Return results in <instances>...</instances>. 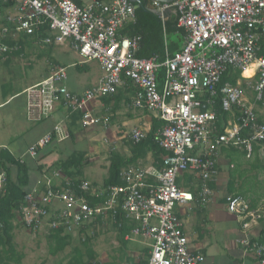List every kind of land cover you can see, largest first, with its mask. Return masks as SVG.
I'll use <instances>...</instances> for the list:
<instances>
[{"label":"built area","instance_id":"1","mask_svg":"<svg viewBox=\"0 0 264 264\" xmlns=\"http://www.w3.org/2000/svg\"><path fill=\"white\" fill-rule=\"evenodd\" d=\"M82 1L78 5L71 0H5L15 15L8 17L7 22L13 25L2 30L4 38L26 36L40 43L36 33L46 27L48 36L43 44L70 40L80 64L97 62L104 71L97 85L74 94L68 88L67 69L52 70L25 92L29 118L54 121L56 109L62 108L66 118L82 114L84 129L106 128L110 118L94 114L91 105L115 96L130 83L135 89L132 107L153 113L163 122L154 141L165 156L159 169H123L125 186L104 189L84 182L82 192L97 199L108 194V199L96 206L78 196L68 179L56 186L53 179L60 177L58 172L53 178H42L38 183L41 189L27 193L23 200L21 221L40 234L62 230L63 235L82 237L85 232L81 230L99 217L115 216L121 208L124 219L132 224L125 240L149 241L147 258L135 264H207L204 255L191 250L176 209L197 200L205 206L212 200L222 151L236 150L252 160L255 146L264 143V0H151L148 7L156 12L164 29L172 13L177 28L186 32L181 50L173 56L165 42L164 60L158 56L138 58L140 38L123 35L135 22L136 7L129 0ZM19 48L0 42L1 55ZM249 69L253 75L245 77ZM235 72H241L235 85L223 83V77ZM217 104L228 115L222 133H218ZM148 133L133 129L127 140L137 145ZM68 139L60 121L25 155L35 160L54 142ZM21 161L25 162L24 157ZM187 175L195 177L192 184L179 183ZM6 183L7 173L1 171L0 196L6 193ZM226 208L241 224L244 236L239 244L246 255L264 264V245L253 243L246 232L263 219L264 206L254 208L243 197L228 195Z\"/></svg>","mask_w":264,"mask_h":264},{"label":"crops","instance_id":"2","mask_svg":"<svg viewBox=\"0 0 264 264\" xmlns=\"http://www.w3.org/2000/svg\"><path fill=\"white\" fill-rule=\"evenodd\" d=\"M75 2L78 5H82L83 1L82 0H71ZM111 1V0H110ZM106 2V1H104ZM108 2V1H107ZM172 14V13H171ZM169 14L168 17L171 15ZM15 13L13 10L8 9V7L5 5V0H2L0 2V37H3V29L6 27H12V23H8V17L9 16H14ZM126 30V29H125ZM124 30V31H125ZM13 30L11 31L10 34H12ZM124 35V33H123ZM125 36V35H124ZM22 37V36H21ZM21 37L16 38L18 41ZM127 37V36H125ZM11 38L13 41H16L13 36H6V40ZM129 38V37H127ZM5 39V38H4ZM31 41H29L28 45L22 50L23 55L26 51V49L29 46L34 45H42L43 43H36L35 39L30 38ZM165 42L168 44L167 37L165 36ZM262 44H264V38L261 41ZM169 45V44H168ZM264 49L262 50L261 54L263 53ZM12 54H18L15 53L14 51L9 54L1 55L0 57H6L8 55ZM20 55V54H18ZM80 67L82 70H86V65L80 64V61L78 64L73 65V67ZM60 68H65L66 67H60ZM48 71V70H47ZM46 71V73H47ZM88 71V70H87ZM248 71H251L253 75V69H249ZM82 72V71H81ZM68 74V73H67ZM50 75V74H49ZM250 76V77H251ZM46 78V75L44 76ZM42 78V80L44 79ZM41 80V81H42ZM41 81L37 82L36 84L26 88L22 93V95H25V105H24V111H25V116L27 121L29 120L30 123L33 125L40 126L41 130L40 133L36 135V138L30 142L28 145H24L22 141L19 143L20 147L19 150L15 149V153H11L7 148L0 147L1 149H4L8 152H10L15 158L22 160V157H24V163L28 165L31 171V181L29 183V186L27 188V193L32 192L35 189H41L38 186L39 180L42 178L48 177V178H53L54 173L58 172L60 174V177H55L53 179V182L55 183L56 186L61 187L62 181L64 180L63 174L58 170V169H50L49 172H45L46 169L49 167H52L51 164L54 162L58 161H63L66 160L68 155H70L73 152V149L76 147L74 146L75 144L78 146L82 142H85L90 145V141L88 138L85 136V131L82 127L81 120L78 122V126L72 127L71 124L73 122V116H70L69 118H66V111H64L62 108H57L56 109V116L55 120H46L45 118L40 120V121H32L29 116V109L27 106V96L25 94L26 90L38 85ZM69 82V79H68ZM67 82V83H68ZM89 87L88 89L93 88ZM126 89H129V87H125ZM87 89V90H88ZM125 90L124 88H122ZM121 89V90H122ZM86 91V90H85ZM20 93L14 94L12 96H8L6 92L2 91V98L7 99L0 105L2 107L4 104L8 103L12 98L18 96ZM74 93V92H73ZM78 94V93H74ZM9 98V99H8ZM132 96H128L119 99L114 105V103L111 104V106L106 107L105 103L102 101L98 103H94L91 105V110L94 114L96 115H103L108 116L109 119V125L108 127L104 128L105 131V138L108 137L111 139L113 142L112 144H115L114 146L116 147L118 144V141H123V145L128 144L129 141L127 140L128 134L133 130V129H141L145 131H150L153 123V119H156L153 115L152 118L149 116L148 111H141V110H136L132 107ZM114 105V106H113ZM82 116V114H80ZM30 117V118H29ZM82 119V118H81ZM62 121V128L64 130V133L66 136L69 137L68 140L64 142H54L53 144H58L59 145V150L53 149V144L46 149H44L38 156L37 159L33 160L29 158L28 156L25 155L26 151L36 143L40 138H42L45 134L50 132L53 128L54 125H56L58 122ZM99 127V126H98ZM70 129L73 133L74 139H71L72 135L70 133ZM99 128L96 127L94 130H98ZM107 133V134H106ZM95 140V139H94ZM116 141V142H115ZM120 145V144H119ZM118 145V146H119ZM52 147L50 150L49 148ZM111 147V146H110ZM109 147V148H110ZM127 147V146H126ZM115 149V148H114ZM98 152L99 148L95 147H90V151L84 152L86 154V157L89 161V165H96V163L100 162L98 161V157L95 158L97 162L93 163L92 157H96V152ZM116 150V149H115ZM127 155L129 156V149L127 147ZM24 151V152H23ZM100 151V150H99ZM118 152L120 150L117 148ZM82 152V151H80ZM111 152V151H110ZM122 154V153H121ZM239 154L240 159L245 160L247 162V159L244 157L243 154L232 152V150H224L219 156V162H218V172L219 175L216 179V182L213 183L214 185L213 191H214V197L212 200L208 203V205L203 206V208H199V201L197 200L194 203H191L189 205H185L182 207H178L176 209V212L178 214L179 219L182 222L183 230L186 234V236L189 239V245L191 250L197 253H201L206 257V262L207 264H257V260L254 256L248 257L245 253L244 248L239 244V240L243 238L244 233L243 230H241V224L240 222L236 219V217L232 216L231 214H228L227 208H226V197L228 196V185L230 178L234 177L236 181V186L235 189L237 191L236 195H239L243 197L245 200L249 201L251 205L255 204L257 202V207H263L264 206V144L260 146L259 151L255 154L254 158L252 160H248L250 163L249 165L242 166L239 173L237 172L238 170V164L236 162L232 161V157ZM99 164V163H98ZM101 164V163H100ZM49 165V166H47ZM107 168L110 166V162H107ZM160 163L156 162L152 155L149 154L148 157L139 163V166H143L144 168H160ZM40 166L43 167L42 170H40ZM97 166V165H96ZM106 168V169H107ZM227 169V170H223ZM254 170L256 172L254 173ZM257 170H260L261 173H258ZM108 174V172H107ZM104 178H101L98 181H92L88 180L85 182L90 183L92 186L101 188L103 186V183L100 184L99 182L103 181L107 178V175ZM85 175V174H84ZM233 175V176H232ZM86 180V179H85ZM182 180L185 182L187 181L185 177L183 179L179 180V183L182 182ZM242 191V192H240ZM218 201H220L223 205V209L221 205L218 204ZM225 208V210H224ZM227 211V212H226ZM233 220L234 222L236 221L238 223V227H233L231 230L229 229L228 231H223L221 234L222 238L217 241V238L214 237L215 239L212 240V238L209 237H203V234L200 233L201 231L205 230V228H208L209 226L212 225L213 221H228V220ZM198 223V225H197ZM222 223V222H221ZM24 226L21 218L18 217V221L15 223L16 228L19 226ZM25 227V226H24ZM15 228V229H16ZM248 235L252 232L255 235H259L261 239L263 238L264 234V217L261 219L258 223L257 226H254L250 228L249 230L246 231ZM263 233V234H262ZM15 235V234H14ZM73 236V241H74V235ZM224 240V243L221 241ZM101 240V239H100ZM95 241L96 245L99 243V241ZM146 241H138L137 244H140L143 247V250H140L139 252L136 253H131L130 255H127L128 257H131L134 259V264L135 263H141L144 261L145 258H147L149 254V249L147 247ZM93 244V243H92ZM91 244V249L94 252L95 259L99 264H103L107 261H104L102 257L99 258V256L96 254L97 250L92 248ZM264 245V244H263ZM72 246V245H71ZM70 246V247H71ZM223 246V247H222ZM96 252V253H95ZM110 264H115L114 262H111ZM122 264H127L126 262Z\"/></svg>","mask_w":264,"mask_h":264},{"label":"trees","instance_id":"3","mask_svg":"<svg viewBox=\"0 0 264 264\" xmlns=\"http://www.w3.org/2000/svg\"><path fill=\"white\" fill-rule=\"evenodd\" d=\"M2 0H0L1 2ZM100 1H110V0H100ZM141 6L136 7L135 10V22L127 26L126 30L123 32L125 36L139 37V49L136 54L138 58L141 59H150L155 56H158L160 60L165 58V36L168 40L169 53L173 56L176 52L181 50L182 45L184 44L186 32L178 29L176 26V16L171 14L168 17L167 22L165 23V29L163 28L162 22L159 17L154 14L149 9V4L151 0H140ZM10 28H12L10 26ZM47 29L44 27L42 30L37 31L36 39L40 43L45 42L47 37ZM175 36L176 39H171ZM31 41L30 37L22 36L18 41H13L11 38H1L0 42L9 46L19 45L20 48L15 53L23 54L22 50L28 45ZM51 44L49 46H53ZM264 53V51H263ZM77 69H81L79 66ZM82 70V69H81ZM84 69L82 70V72ZM81 72V71H80ZM241 79V72H235L231 75L223 77V83L231 82L236 84L237 81ZM246 83H243L245 87ZM129 89L119 90L115 96L106 97L103 99L106 107L111 106L112 103L116 105L119 99H123L128 96H132L135 93V89L128 83ZM113 105V106H114ZM218 112V133L223 132V121L228 119V115L223 113L219 104L215 107ZM82 116L76 114L73 117L72 127L78 126V122L81 120ZM163 122L158 119H153L151 130L149 131L145 140L137 145L127 144L129 149V156L123 155L116 150H112L109 154L108 160L110 162L108 176L103 182L102 188L106 189L109 187L115 186H125V181L122 177L123 169H129L130 167H137L141 161H144L149 154L152 155L153 159L162 163V158L165 156V152L156 144L154 141V136L156 132L161 129ZM71 139H74L73 133L70 129ZM264 144V143H263ZM262 144V145H263ZM261 146V145H260ZM260 146H255V154L259 151ZM232 152H237L232 150ZM89 165V161L86 158L84 153H71L68 155L66 160L58 161L45 170L49 172L51 168L58 169L65 179L71 181V187L78 196H84L91 206H96L103 204L108 199V194H105L102 198H95L91 196L90 193H84L80 190V186L85 182L84 179V169ZM43 167L40 166V170ZM5 171L7 173V183H6V193L0 196V264H21L23 260V255L19 254L16 251L15 247V223L20 217V209L23 205V200L27 195V188L31 181V171L28 165L22 162L20 159L15 158L10 152L1 149L0 150V172ZM233 176V175H232ZM187 185H191L195 177L192 175H187L185 177ZM65 186V183L64 185ZM236 181L234 177L230 178L228 185V195L234 196L237 194L235 189ZM214 187V185H212ZM195 191V188H192ZM226 201V199L224 200ZM199 208H203L202 204L199 201ZM254 208L257 207V202L253 204ZM118 210V209H117ZM108 222H110L114 229L117 231L119 242L124 245L128 243L125 240V236L129 234L132 228V224H129L128 221L124 219L123 214L121 213V208H119L117 214L112 217H108ZM103 218L99 217L97 221L90 225L94 224H103ZM121 226V227H120ZM87 228L81 230L85 232ZM263 234V233H262ZM49 241L53 246H51L50 253L53 256H57L59 253L64 252L68 247L73 243V236L70 234L63 235V231H56L47 235ZM262 244H264V234L262 238ZM83 249L75 248V254L71 257V260L67 264H99L96 259L94 252L91 249V239L87 238L82 242ZM127 264H134V259L127 257ZM63 264V263H59Z\"/></svg>","mask_w":264,"mask_h":264},{"label":"rangeland","instance_id":"4","mask_svg":"<svg viewBox=\"0 0 264 264\" xmlns=\"http://www.w3.org/2000/svg\"><path fill=\"white\" fill-rule=\"evenodd\" d=\"M171 39H176V37L173 36ZM79 61V55L71 47L70 40H66L63 44H55L53 46L46 44L34 45V47L29 46L26 49L24 56L12 54L4 58L0 57V105L7 100L2 98V91L6 92L8 96L23 92L26 88L41 81L45 75L46 77L49 76L52 70L59 67L68 68L67 73L69 82L67 84L70 91L83 94L89 87L97 85L101 77L104 76V71L97 62H92L86 65V70L80 72L82 71L81 69L73 67V65L78 64ZM24 105L25 95L20 93L18 96L12 98L8 103L0 107V147L7 148L13 154L15 153L16 147L19 150V143L21 141L24 145L30 144L41 130L40 126L36 127L30 123L29 120L27 121ZM149 116L152 118L153 113H149ZM97 128L99 129L93 131V129L96 128H88L85 131V136L90 141V145H88L86 141L78 146L75 144L74 146L76 148L73 149L72 152L76 154L87 153V151H90V147H94V145L100 150H98V152L95 150L96 157H92L93 163L98 160L100 161L98 162L99 164L96 163L97 166L92 164L87 165L84 169L85 181L92 180L95 182L106 177L109 170V167L107 168L106 164L109 162L108 157L110 151L117 150L118 148L122 154H127L128 152L127 144L123 145V141H118V144L115 147V144H112L114 138H111L113 139L112 141L108 137L105 138L106 130H104L102 126ZM52 147L55 150H59V145L57 143L53 144ZM52 147H50L49 150ZM97 157L98 159L95 160ZM86 158L89 159L88 157ZM232 161L238 164V173L242 171V166L249 165L250 163L248 160L246 162L245 160L240 159L239 154L233 156ZM53 164H51V166ZM257 171L258 173H261L260 170ZM255 172L256 170H254V173ZM99 183L102 184L103 181ZM218 204L221 205V207L223 205L220 201H218ZM104 221V224H94L92 227H86L85 235L83 233L84 238L91 239V244L93 243L92 248L97 250V253H95L99 258L102 257L104 261H107L103 264H110L111 262L122 264L126 261L128 257L127 255L143 250V247L140 244H137L138 242H128L122 245L118 240V233L113 225L108 222V219ZM233 227H238L236 221L234 222L229 219L228 221L220 220V222H218L214 220L211 226L205 228V230L200 233L203 234L204 238L209 237L213 240L215 239L214 237H216L218 241L222 238L220 233L228 231L229 229L231 230ZM14 234L16 251L23 255L21 264H67L75 254V248L83 249L84 251L82 245L83 235L81 237L79 234L74 235L72 246L68 247L64 252L59 253L57 256H53L50 253L51 246L53 245L49 241L48 236L43 232L40 234L39 232L30 231L26 227L20 225L15 229ZM249 236L253 243L263 245L262 239L259 235H255L251 232ZM98 240L100 241L96 245L95 241ZM224 240L225 239L221 242L224 243ZM146 242L149 241L146 240Z\"/></svg>","mask_w":264,"mask_h":264},{"label":"water","instance_id":"5","mask_svg":"<svg viewBox=\"0 0 264 264\" xmlns=\"http://www.w3.org/2000/svg\"><path fill=\"white\" fill-rule=\"evenodd\" d=\"M131 3H133L137 8L141 6V1L140 0H129ZM154 1H158L161 3H172L175 0H154ZM154 14H156V12H153Z\"/></svg>","mask_w":264,"mask_h":264},{"label":"bare ground","instance_id":"6","mask_svg":"<svg viewBox=\"0 0 264 264\" xmlns=\"http://www.w3.org/2000/svg\"><path fill=\"white\" fill-rule=\"evenodd\" d=\"M251 74H252V72H251V71H247V72L245 73V77H250V76H251Z\"/></svg>","mask_w":264,"mask_h":264}]
</instances>
